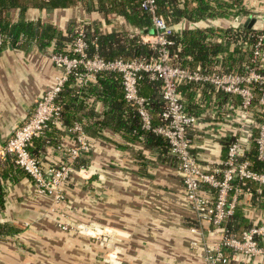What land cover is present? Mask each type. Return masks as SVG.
I'll return each instance as SVG.
<instances>
[{"label":"crops","instance_id":"obj_1","mask_svg":"<svg viewBox=\"0 0 264 264\" xmlns=\"http://www.w3.org/2000/svg\"><path fill=\"white\" fill-rule=\"evenodd\" d=\"M186 1L194 4V0ZM233 4L248 9L247 14L255 17L253 24L264 25V0H237ZM96 8V0H75L69 7L28 6L23 16L50 22L58 30L78 17L85 20L82 23H95L103 29H137L116 12H109L104 21ZM247 14L198 21L179 19L169 24L175 32L192 24L207 27L204 42L218 43L212 69L207 72L243 73L250 58L247 41L244 37L233 40L224 27L241 25ZM17 15V7L6 10L9 19ZM138 35L141 38L144 32ZM17 42L2 44L0 48V142L9 135L13 124L26 115L56 73L46 51L35 42ZM233 46L241 52L232 50ZM238 56L241 71L222 70L223 64L232 59L237 64ZM179 88L186 111L196 117L187 135L190 150L200 163L219 167L226 154V137L235 135L246 143L255 134L254 124L262 107L258 99L242 111L238 94L215 90L206 82L184 83ZM93 105L96 110L101 109L99 100ZM85 131L92 141L85 159L91 170L71 174L64 190L66 200L57 203L55 212L65 213L71 224L105 226L111 231V240L100 243L74 231L57 229L51 197L32 191L26 173L6 159L0 162V226L1 231L10 232L0 236V264H201L199 249L189 243L187 226L192 215L173 158H157V148L134 145L119 130L93 126ZM235 209L247 224L258 209L264 213V195L253 196L251 190L241 192ZM215 234L216 231L209 235L207 241ZM247 261L243 256L236 258L237 264ZM252 263L264 264V258H254Z\"/></svg>","mask_w":264,"mask_h":264},{"label":"built area","instance_id":"obj_2","mask_svg":"<svg viewBox=\"0 0 264 264\" xmlns=\"http://www.w3.org/2000/svg\"><path fill=\"white\" fill-rule=\"evenodd\" d=\"M139 6L150 14L152 32L140 38L155 49L156 54L144 58H103L86 52V41L82 29H77L75 37L67 46V51L47 53L56 68L51 83L35 98L32 106L21 121L15 124L9 135L0 142V162L10 159L31 181L32 191L46 194L52 199L51 212L55 206L65 201V186L74 172L91 170L85 159L92 147V141L84 126L78 120L62 123L60 107L56 96L69 76L77 85H83L99 71H113L120 77L122 96L133 104L140 119L141 127L149 128L162 135L170 153L176 158V170L181 180L185 203L192 220L187 229L191 234L190 246L199 249L201 264H237L236 258H264V213H258L245 228L236 234L225 227L232 215L241 192L250 193L248 186L243 189L239 183L245 180L264 186V172L249 167L246 158L237 159L240 140L237 136L226 145L225 158L219 167L200 163L190 150L187 129L195 123L196 117L188 113L179 90L184 82H206L215 90L239 95L238 107L246 111L253 98L252 87L258 84L261 94L258 101L262 105L260 115L254 124L253 140L257 157L264 156V32L256 34L250 47L249 64L243 73L207 72L195 65L193 68L180 65L176 51L180 44L171 35L173 29L161 13L156 12L155 0H141ZM259 29L262 25L256 26ZM146 36V37H145ZM251 36V34H249ZM6 43L0 33V45ZM169 47V48H168ZM143 73L150 79L159 80V94L163 104L159 111L161 122L151 124V115L146 106V97L139 91V79ZM60 130L59 140L47 141L39 155L28 149L32 140L46 130ZM53 223L57 229L77 232L100 243L109 242L111 231L105 226L79 223L71 224L63 212H55ZM207 241L209 235H213Z\"/></svg>","mask_w":264,"mask_h":264},{"label":"trees","instance_id":"obj_3","mask_svg":"<svg viewBox=\"0 0 264 264\" xmlns=\"http://www.w3.org/2000/svg\"><path fill=\"white\" fill-rule=\"evenodd\" d=\"M74 1L0 0V33L4 35V41L9 45H12L17 40L19 43L33 41L41 50H45L47 54L51 51H67V46L75 37L77 29L80 28L84 34L88 55L96 53L103 58L136 57L148 59L156 54L155 49L147 43L142 42L138 35L140 31L145 32L144 30H146L147 32L151 26L150 14L139 6L141 0H96V9L102 13L104 21L108 20L109 12L119 13L126 21L132 23L137 28L132 32L126 29H103V27L95 23L92 25L82 23L81 21L85 20L80 19V17L72 18L69 20L71 22L65 25L63 30H58L50 22H41L38 18L26 19L23 16L24 10L28 6L38 9L43 7H69ZM236 2L237 0H194V4L189 5L186 0H155L156 12L161 13L168 24L171 21H178L179 19L198 21L203 18L210 19L214 16L234 17L249 12L248 9L243 7H234L233 3ZM12 7L18 8V15L15 18L9 19L6 16V10ZM85 10L88 11V9ZM206 29L207 27H197L192 24L190 27L182 28L179 32L173 31L171 38L174 44L170 46V51L175 48V43L178 42L180 44L179 49L176 51L177 61L180 65L193 68L198 64L203 70L212 69L213 55L218 51V43L204 42L203 38ZM224 31L227 36H232L233 40L244 37L247 44H251L255 41L256 34L264 32V28L228 25L224 27ZM18 42L16 44H19ZM232 50L241 52L237 46H233ZM247 52L250 56V47L247 49ZM237 60V64H235V59L230 60L227 65L224 63V69L222 70L234 69L238 72L241 71L243 66L240 63L239 56ZM75 82V79L69 76L56 96V101L60 107V119L63 124L78 120L85 129L100 126L108 127L113 131L119 130L128 142L143 148H157V158L169 160V156H171L176 163V158L170 153L166 139L149 128L141 127L134 105L127 103L122 96L120 77L117 73L113 71H99L95 73L92 79L81 86ZM181 84H179V87ZM209 88L211 87L209 86ZM139 91L146 97V106L151 115V124L154 125L161 122L159 111L163 102L159 94V80L150 79L146 73H143L139 79ZM252 92L253 98L250 104H255L262 92L261 87L255 83L252 87ZM90 96H93V99ZM95 100L100 101V110H96L93 107ZM59 134V129L50 128L39 137H36L37 140L34 144L32 141L28 149L32 154L39 155L47 144L46 140L50 142L58 141ZM254 135L252 134L246 143L240 141L237 159L246 158L249 161L251 169L264 172V156L261 158L257 157L255 142L253 140ZM233 136L229 135L224 139V148H226L227 143ZM85 159L82 158L79 163H84ZM218 165L221 166L222 162ZM252 183L245 180L244 183L239 184L243 189L245 186H248L253 196L256 194L264 195V186H255V183ZM1 193L2 191H0V195ZM246 225L238 209L233 211L225 223V227L235 234L245 228ZM2 228L0 226V236L5 235L6 232H10L7 229L1 231L3 230Z\"/></svg>","mask_w":264,"mask_h":264},{"label":"water","instance_id":"obj_4","mask_svg":"<svg viewBox=\"0 0 264 264\" xmlns=\"http://www.w3.org/2000/svg\"><path fill=\"white\" fill-rule=\"evenodd\" d=\"M254 21H255V17L252 16V15L249 13V14H247V16L241 21L240 24L243 25V26H245V27H250V26H252V24H253ZM144 31H146V30H144ZM147 32H149V33L152 32V29L149 28ZM22 119H23V117L20 118L18 121H16V122L13 124L12 128L15 126L16 123H18V122L21 121ZM12 128H11V129H12Z\"/></svg>","mask_w":264,"mask_h":264},{"label":"rangeland","instance_id":"obj_5","mask_svg":"<svg viewBox=\"0 0 264 264\" xmlns=\"http://www.w3.org/2000/svg\"><path fill=\"white\" fill-rule=\"evenodd\" d=\"M260 22V21H259ZM254 26H258V25H262V26H264L261 22H260V24H258V22H256L255 24H253Z\"/></svg>","mask_w":264,"mask_h":264}]
</instances>
